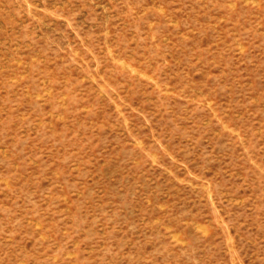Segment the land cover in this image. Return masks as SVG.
Returning <instances> with one entry per match:
<instances>
[{"label": "rangeland", "instance_id": "obj_1", "mask_svg": "<svg viewBox=\"0 0 264 264\" xmlns=\"http://www.w3.org/2000/svg\"><path fill=\"white\" fill-rule=\"evenodd\" d=\"M0 264H264V0H0Z\"/></svg>", "mask_w": 264, "mask_h": 264}]
</instances>
